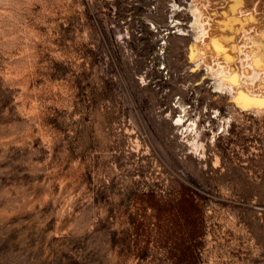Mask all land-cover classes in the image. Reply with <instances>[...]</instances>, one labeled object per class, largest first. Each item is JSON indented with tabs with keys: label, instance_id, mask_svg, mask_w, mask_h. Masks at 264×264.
Listing matches in <instances>:
<instances>
[{
	"label": "rangeland",
	"instance_id": "1",
	"mask_svg": "<svg viewBox=\"0 0 264 264\" xmlns=\"http://www.w3.org/2000/svg\"><path fill=\"white\" fill-rule=\"evenodd\" d=\"M192 8L0 0V264H264V113Z\"/></svg>",
	"mask_w": 264,
	"mask_h": 264
},
{
	"label": "bare ground",
	"instance_id": "2",
	"mask_svg": "<svg viewBox=\"0 0 264 264\" xmlns=\"http://www.w3.org/2000/svg\"><path fill=\"white\" fill-rule=\"evenodd\" d=\"M192 14L203 63L221 78L217 88L253 99L249 107L264 113L257 104L264 87L255 85L264 83V0H193Z\"/></svg>",
	"mask_w": 264,
	"mask_h": 264
},
{
	"label": "water",
	"instance_id": "3",
	"mask_svg": "<svg viewBox=\"0 0 264 264\" xmlns=\"http://www.w3.org/2000/svg\"><path fill=\"white\" fill-rule=\"evenodd\" d=\"M257 104L260 105V106H264V102L257 101Z\"/></svg>",
	"mask_w": 264,
	"mask_h": 264
}]
</instances>
